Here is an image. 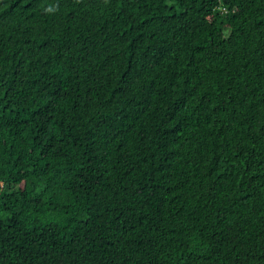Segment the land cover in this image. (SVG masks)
Instances as JSON below:
<instances>
[{
  "label": "trees",
  "instance_id": "1",
  "mask_svg": "<svg viewBox=\"0 0 264 264\" xmlns=\"http://www.w3.org/2000/svg\"><path fill=\"white\" fill-rule=\"evenodd\" d=\"M0 264H264V0H0Z\"/></svg>",
  "mask_w": 264,
  "mask_h": 264
}]
</instances>
